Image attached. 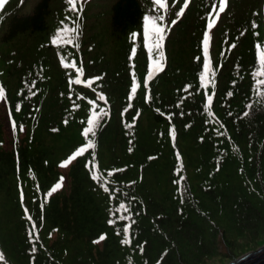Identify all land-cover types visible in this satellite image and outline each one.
I'll list each match as a JSON object with an SVG mask.
<instances>
[{
	"label": "trees",
	"instance_id": "1",
	"mask_svg": "<svg viewBox=\"0 0 264 264\" xmlns=\"http://www.w3.org/2000/svg\"><path fill=\"white\" fill-rule=\"evenodd\" d=\"M144 15L166 17L151 75ZM258 52L264 0H0V264H227L264 245ZM91 112L93 147L61 169ZM109 171L128 196L112 212Z\"/></svg>",
	"mask_w": 264,
	"mask_h": 264
},
{
	"label": "snow or ice",
	"instance_id": "2",
	"mask_svg": "<svg viewBox=\"0 0 264 264\" xmlns=\"http://www.w3.org/2000/svg\"><path fill=\"white\" fill-rule=\"evenodd\" d=\"M68 4L73 5L75 4V0H67ZM154 3H158L161 7H163V0H153ZM224 3L225 0H219V5L221 8L224 7ZM159 21H165L166 17L163 15H160L159 17H149L148 15H144L143 20H144V30H143V42H144V47L149 49V52H151L152 48H153V44H152V39L153 37H155V47H156V53H155V63H153V58L150 55L148 57V64H147V68H148V73L149 75H151V73L154 70H157L160 68V59L162 58L163 54L160 52V42L163 39V35H162V30L165 27L164 23H159L157 24L155 21L156 20ZM212 20H208L207 22V28H211L212 27ZM79 25H76V28H78ZM76 29H71V31H75ZM61 31L67 33L70 31V29L65 26L63 29L57 28L56 32L57 34H59ZM133 36L136 35L135 32L132 33ZM62 41L60 39H58V35H53L51 37V43L52 44H59ZM67 42H71V41H67ZM209 42V33L207 30H205L203 32V44L205 46V60H204V64H203V68L204 71L200 72L199 76H200V82L203 83L205 81V73L207 72L208 68H209V63H208V59H207V45ZM134 50V49H133ZM257 57H258V63L261 65V68L264 69V52H258L257 53ZM60 64L62 66L71 68V67H75V65H65L64 59H60ZM83 70L82 68H76V84H90L91 83V79H85V80H81V74H82ZM264 74V73H262ZM253 75H255V72H253ZM259 83L264 84V81H261ZM132 89L135 90L137 87V84L135 82V80H133L132 85H131ZM256 85H253V88H255ZM0 96H3V90L0 89ZM101 100L104 99V96L100 97ZM89 104H91V101H89ZM4 105L2 102H0V110H3ZM96 117H97V113L95 112H91L88 116H87V123L86 126L83 127V134L86 138V143L83 144L82 146H78L75 148L74 151H72L69 155H67L66 158L61 159L59 162V167L60 168H65L66 166H68L70 164V162L73 161L74 157H76L77 155H79L85 148H91L93 147L92 142L90 140H87L88 134L89 133H93L95 124H96ZM5 124H8V119H7V115H5ZM94 158V157H93ZM112 171H115V169H113ZM91 178L96 180L97 179V175H96V171H92L91 172ZM115 179L112 176V172L109 171L107 173V179L103 182L98 184V187H100L102 190L105 191L106 196L109 200L113 201V208L108 209L109 212L115 211L117 210V201H123V200H127L128 196L127 193H125V195L123 197H120L119 193L117 192L116 188L119 185V181H117L116 185H110L111 190H109L108 187H105V184H110V181ZM64 180V176L61 175L57 181L55 183H53L51 185V192H55L57 189L61 188L62 186V182ZM132 182L129 181V184H131ZM125 208V204L123 202H118V209L119 210H123ZM107 222L109 224H112L114 221L113 219H108ZM128 234H129V229H128V225L125 224L123 226V239L120 241L122 244H126L128 242ZM104 235L103 233H101L99 235V237L97 238V240H94L93 243H97L98 240H102L104 239Z\"/></svg>",
	"mask_w": 264,
	"mask_h": 264
},
{
	"label": "water",
	"instance_id": "3",
	"mask_svg": "<svg viewBox=\"0 0 264 264\" xmlns=\"http://www.w3.org/2000/svg\"><path fill=\"white\" fill-rule=\"evenodd\" d=\"M227 264H264V245L242 254Z\"/></svg>",
	"mask_w": 264,
	"mask_h": 264
},
{
	"label": "rangeland",
	"instance_id": "4",
	"mask_svg": "<svg viewBox=\"0 0 264 264\" xmlns=\"http://www.w3.org/2000/svg\"><path fill=\"white\" fill-rule=\"evenodd\" d=\"M0 102H1V98H0ZM3 139H4V143H3V145L1 146V148H7L8 146H9V136L8 135H10V129H8V127H3ZM61 169H64V168H61ZM67 172V171H66ZM65 183H66V181H65ZM64 183V184H65ZM0 195L3 197V194L1 193V190H0ZM255 250V249H254ZM241 256V255H240ZM229 263V262H228Z\"/></svg>",
	"mask_w": 264,
	"mask_h": 264
}]
</instances>
